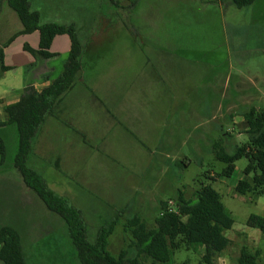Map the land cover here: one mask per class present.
Instances as JSON below:
<instances>
[{
  "label": "rangeland",
  "instance_id": "rangeland-1",
  "mask_svg": "<svg viewBox=\"0 0 264 264\" xmlns=\"http://www.w3.org/2000/svg\"><path fill=\"white\" fill-rule=\"evenodd\" d=\"M34 1L35 7L44 3ZM74 9L80 28L92 29L99 36L102 19L114 27L109 32L113 45L108 48L112 50L107 54L120 53L121 62L116 64L136 63L125 60L124 51L129 46L127 39L137 35L145 69L148 65L157 68L156 59L161 60V71H157L160 74L180 69L172 82L166 76L153 103L150 99L145 104L146 112L153 116L151 123L160 124L153 134L160 135L162 150L145 145L152 149L137 152L139 156L132 160L130 152L138 151L137 146L115 139L112 153L116 158L123 155L126 165L119 166L117 178L125 182L131 177L134 182L125 184L117 179L118 183L107 184L106 169L87 165L83 156L74 158L72 139L51 134L50 125L58 123L53 120L37 137L30 166L44 177L51 190L82 211L91 239L122 214L110 238L114 255L131 244V235L124 231L127 220L139 216L148 228H153L160 202H171L179 191L192 199L202 186L212 185L235 220L233 229L226 232L231 246L213 264H238L244 248L260 252L259 264H264V235L247 225L251 216L264 218V195L253 200L252 195L236 194L248 166L245 158L236 162L231 178L218 177L216 174H221L225 165L215 160L211 144L222 142L227 151L233 152L249 140L245 121L234 124L224 118L228 109L234 110L231 114L235 117L238 109L264 110V0L241 10L230 0H74ZM170 84L176 96L184 84H189L193 89L190 97H173ZM249 99L252 103H245ZM246 105L249 106L245 108ZM59 117L64 115L60 113ZM200 123L203 126L195 129ZM189 129L192 133L184 135ZM175 131L176 144H169ZM0 137L6 145L5 164L0 170V227L19 231L26 264H80L64 220L27 188L15 168L19 151L17 127L0 128ZM203 255V249H182L173 254L168 264H205Z\"/></svg>",
  "mask_w": 264,
  "mask_h": 264
},
{
  "label": "trees",
  "instance_id": "trees-1",
  "mask_svg": "<svg viewBox=\"0 0 264 264\" xmlns=\"http://www.w3.org/2000/svg\"><path fill=\"white\" fill-rule=\"evenodd\" d=\"M230 1L241 10L251 7L257 0ZM5 2L18 15L24 27L23 34L40 33V50L26 47L34 57L45 60L55 57L50 53V48L59 35L67 34L72 40V50L63 74L41 93L27 88L17 104L4 107L5 121L0 122V128L17 127L19 151L15 168L27 188L38 196L50 212L64 220L80 264H168L173 254L182 249H203V262L213 264L215 258L231 246L226 232L233 229L235 220L212 185L202 186L192 199H187L185 193L179 191L176 198L171 200L174 207L170 206V202H160V214L153 228H148L139 216L127 220L124 231L131 235V244L127 250L123 249L119 255H114L110 251V238L119 226L122 214H117L91 239L82 211L67 198L51 190L44 177L30 166L34 142L40 130L49 118L57 114L64 98L78 80L84 47L73 25L42 24L40 13L32 10L30 0H0V15ZM244 119L249 136L246 144L233 152L227 151L222 142L213 144L215 160L225 165L222 173L216 175L224 179L231 178L236 171V162L247 159L244 177L238 182L235 191L240 196L252 195V199L257 200L264 195V110L252 108ZM5 159L6 145L0 137V170ZM247 225L264 235L263 217L251 216ZM259 259L260 252L251 253L244 248L238 264H259ZM0 261L2 264H26L20 233L12 227H0Z\"/></svg>",
  "mask_w": 264,
  "mask_h": 264
},
{
  "label": "crops",
  "instance_id": "crops-1",
  "mask_svg": "<svg viewBox=\"0 0 264 264\" xmlns=\"http://www.w3.org/2000/svg\"><path fill=\"white\" fill-rule=\"evenodd\" d=\"M30 1L32 10L40 13L42 24L73 25L84 47L81 58L82 70L73 90L64 98L58 113L47 120L38 136L43 133L46 126L49 127V122L57 120V124L50 125L51 134L55 133L59 137L72 139L74 158L79 159L83 156L88 160L87 165L101 166L104 170L106 169L105 183L107 184L119 181L125 184L133 183L131 177H128L125 182L117 178L119 166L123 168L126 165L123 162V155L116 158L112 153L114 152V147H111L112 141L115 139L130 141L132 145L137 146L138 151L130 152L133 154L132 160L139 156L137 153L139 151L147 152L152 148L155 151L162 150L160 135L153 134L155 127L159 130L160 124L155 121L151 123L153 116L150 117L152 113L149 115L146 112L145 104L150 99L153 103L160 92V82L166 76L172 82L175 73L180 69H168L167 75L160 74L157 72L161 71L160 59H156L157 68L152 65L154 68L151 69L148 65V70L145 69L143 51L136 42L137 35L127 39L129 46L124 51L125 60L130 62L136 60V63L127 66L128 63L122 62L118 65L116 63L120 61V53L107 54L112 50L108 47L110 44L113 45L109 32L114 29L110 27L109 21L101 20L102 34L98 36L96 32L91 31L92 29L78 27L74 0H41L44 2L41 7H35V1ZM104 29L106 33L103 32ZM23 30L24 27L18 15L5 2L0 15V55H2L0 56V122L5 121L4 107L17 104L27 88H33L38 93L49 88L63 74L72 50V40L69 35L64 34L57 36L52 42L50 53L55 57L47 60L34 57L26 50V47L39 51L40 33L36 31L23 34ZM88 79H90L89 82ZM169 86L172 96L175 98L181 96L183 97L181 100L190 97V92L193 90L189 84H184L182 91L176 96L175 87L171 84ZM245 103H252V99L246 100ZM247 106L249 105L245 108ZM250 109L252 107L246 108V111L238 109L235 111L238 112L236 117L231 114L234 110L228 109L224 112V118L232 120L233 123H240L245 121L244 116ZM60 113L64 117H59ZM192 118L193 115H190V119ZM202 126L203 123H200L195 126V129ZM190 133H192L191 129L184 135ZM175 135L177 136L176 131L174 136L168 139L169 144H176ZM36 140L37 138L34 142L32 160L36 151ZM214 143L216 142L211 143L212 146ZM145 145H152V148H146ZM128 154L129 152L124 154L127 160ZM152 161H154L153 158ZM89 176L95 177L93 174Z\"/></svg>",
  "mask_w": 264,
  "mask_h": 264
},
{
  "label": "built area",
  "instance_id": "built-area-1",
  "mask_svg": "<svg viewBox=\"0 0 264 264\" xmlns=\"http://www.w3.org/2000/svg\"><path fill=\"white\" fill-rule=\"evenodd\" d=\"M169 204H170L171 207H174L173 203L170 202Z\"/></svg>",
  "mask_w": 264,
  "mask_h": 264
}]
</instances>
